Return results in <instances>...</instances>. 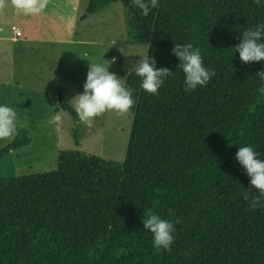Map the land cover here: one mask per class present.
Here are the masks:
<instances>
[{"label": "trees", "instance_id": "trees-1", "mask_svg": "<svg viewBox=\"0 0 264 264\" xmlns=\"http://www.w3.org/2000/svg\"><path fill=\"white\" fill-rule=\"evenodd\" d=\"M118 1L133 38L173 75L156 96L127 75L134 106L122 165L64 151L56 170L0 177V264H264V208H251L259 190L235 159L249 146L264 160V61L244 64L235 52L241 33L264 22V6L160 0L145 17L131 0H87L81 20ZM175 43L200 49L215 72L206 86L185 91ZM58 102L79 120L63 87ZM82 134L74 129L77 145ZM30 142L21 128L0 159ZM145 209L173 222L171 252L154 249Z\"/></svg>", "mask_w": 264, "mask_h": 264}, {"label": "rangeland", "instance_id": "rangeland-1", "mask_svg": "<svg viewBox=\"0 0 264 264\" xmlns=\"http://www.w3.org/2000/svg\"><path fill=\"white\" fill-rule=\"evenodd\" d=\"M114 4L112 18L107 17L109 20L105 23H100L97 17L89 22L83 40L15 43L10 38L15 36L10 28L0 32L5 35V38H0V105L16 110L17 129L26 128L31 137L28 145L14 149L0 159V177L56 170L59 156L64 151L78 150L118 165L124 163L133 124L132 110L126 116L105 113L97 119L95 127L88 129L65 112L57 99L59 88L63 87L65 97L74 104L71 100L84 91L89 64H99L93 59L98 52H105L100 64L110 67L109 70L125 79L136 62L148 55L149 44L132 41L134 38L123 3L118 1ZM10 6L9 3L0 11L1 20L8 19L12 11ZM84 6L83 10L87 7V0H84ZM18 39L23 38L18 36ZM86 52L90 53L89 57ZM8 60H16L20 65V85H7L3 79L4 62ZM58 111L62 114V123L59 126L49 124V119ZM75 128L83 132L78 145L75 143ZM8 143L0 141V149Z\"/></svg>", "mask_w": 264, "mask_h": 264}, {"label": "clouds", "instance_id": "clouds-1", "mask_svg": "<svg viewBox=\"0 0 264 264\" xmlns=\"http://www.w3.org/2000/svg\"><path fill=\"white\" fill-rule=\"evenodd\" d=\"M132 5L141 10L145 17L160 6V0H131ZM15 9L17 14L24 16H39L49 4V0H0V11L8 4ZM258 6L261 0H254ZM242 42L237 44L235 52H239L240 60L244 64L264 61V22L254 25L241 33ZM173 54L181 61L178 68L185 76V91L191 93L198 87L206 86L215 75L214 71L204 66L203 58L199 48L191 43H175L172 49ZM114 61H111V64ZM157 61L150 60L148 55L136 62L133 71L141 78V87L152 96L159 93V89L165 80L173 75V71L156 67ZM110 67L102 64H89L86 82L83 85L82 94H77L71 101H74L73 108L79 122L88 129L95 127L98 118L105 113L115 112L119 116L129 114L134 106V89L128 87L125 78H120L111 72ZM261 81H264V71L256 74ZM260 96H264V84L257 89ZM62 114L56 112L50 119L49 124L59 126L62 123ZM18 113L13 107L0 105V141L12 142L18 135ZM260 154L249 146H240L235 159L246 170L250 177V184L259 190L258 195L250 201L251 208H264V160L259 158ZM248 190H252L249 188ZM244 199L248 200L245 193ZM179 223V221H176ZM144 229L152 234L153 247L157 251L163 249L171 252L175 243V227L173 222L163 219L151 209H145L143 214Z\"/></svg>", "mask_w": 264, "mask_h": 264}, {"label": "crops", "instance_id": "crops-1", "mask_svg": "<svg viewBox=\"0 0 264 264\" xmlns=\"http://www.w3.org/2000/svg\"><path fill=\"white\" fill-rule=\"evenodd\" d=\"M114 6L115 4L107 10L92 13L83 20H81V16L87 8L83 10L85 7L84 0H49L47 9L39 16L17 14L15 9L10 6L12 11L8 19L4 21L0 18V32H3V29L10 28L9 30L13 35L15 34V36L10 38L15 43L20 41L33 42L59 39L69 41L73 39L83 40L87 34L89 22L97 17L100 19V23H105V21L109 20L107 17L110 16V19L112 18L111 14L114 13ZM18 36H21L23 39L19 40ZM0 38H5V35L0 33ZM132 41L137 42L135 39ZM85 55L89 57L90 53L86 52ZM103 58H105L104 51L95 54L93 59L97 60L100 64ZM4 63L5 71L2 72V75L3 79L6 80L5 83L10 86L17 83L20 85V65H18V62L16 60H8Z\"/></svg>", "mask_w": 264, "mask_h": 264}, {"label": "built area", "instance_id": "built-area-1", "mask_svg": "<svg viewBox=\"0 0 264 264\" xmlns=\"http://www.w3.org/2000/svg\"><path fill=\"white\" fill-rule=\"evenodd\" d=\"M17 34H19V33H17Z\"/></svg>", "mask_w": 264, "mask_h": 264}]
</instances>
